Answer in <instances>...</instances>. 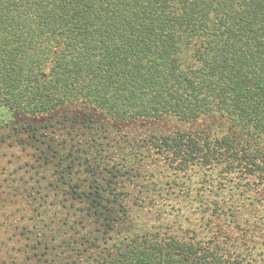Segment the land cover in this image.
Segmentation results:
<instances>
[{
	"label": "trees",
	"instance_id": "obj_1",
	"mask_svg": "<svg viewBox=\"0 0 264 264\" xmlns=\"http://www.w3.org/2000/svg\"><path fill=\"white\" fill-rule=\"evenodd\" d=\"M0 106L60 264H264V0H0Z\"/></svg>",
	"mask_w": 264,
	"mask_h": 264
},
{
	"label": "rangeland",
	"instance_id": "obj_2",
	"mask_svg": "<svg viewBox=\"0 0 264 264\" xmlns=\"http://www.w3.org/2000/svg\"><path fill=\"white\" fill-rule=\"evenodd\" d=\"M14 120L15 115L0 106V264H60V258L49 255V248L37 244L34 233L38 230L41 234L38 225L42 207H50L49 200L56 202L54 205L65 200L68 190L57 196L53 165L46 164L42 157L38 159L40 151L36 152L25 137H9L10 131L2 125ZM44 120L37 119L39 123ZM41 196L47 201L43 202ZM51 209L56 221L62 218L71 223L69 208ZM69 261L64 259L62 263Z\"/></svg>",
	"mask_w": 264,
	"mask_h": 264
}]
</instances>
